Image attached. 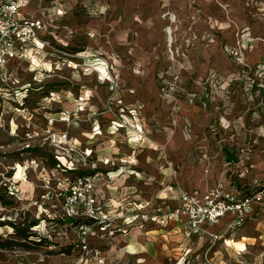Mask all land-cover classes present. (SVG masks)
Here are the masks:
<instances>
[{
    "label": "rangeland",
    "instance_id": "obj_1",
    "mask_svg": "<svg viewBox=\"0 0 264 264\" xmlns=\"http://www.w3.org/2000/svg\"><path fill=\"white\" fill-rule=\"evenodd\" d=\"M66 2L63 16L48 17L51 47L0 70V236L24 245L0 249V264H99L79 251V234L63 217L65 179L76 174L64 171L71 164L55 145L59 134L89 152L95 170L129 176L128 204L109 202L124 215L133 203L142 205L134 214L144 213L147 201L133 198L146 195V184L152 201H168L158 198L172 181L168 164L189 192L264 189V0ZM71 160L90 170L79 156ZM224 221L234 224L226 236L244 244L240 252L250 243L259 257L251 263H263L264 202ZM12 225L33 236H13ZM87 242L103 264L143 256L115 252L99 234Z\"/></svg>",
    "mask_w": 264,
    "mask_h": 264
},
{
    "label": "built area",
    "instance_id": "obj_2",
    "mask_svg": "<svg viewBox=\"0 0 264 264\" xmlns=\"http://www.w3.org/2000/svg\"><path fill=\"white\" fill-rule=\"evenodd\" d=\"M29 3L30 0H0V70H6L11 63L30 61L33 55L51 47L50 41L46 39L47 35L56 36L51 32L52 21L48 22V17H51V20H57L63 16V11L57 10L56 5L40 6L30 11ZM53 3L55 4V1ZM106 80L110 82L113 90L112 79L107 78ZM61 120L66 121L63 117ZM55 142L56 147L61 148L67 154L66 157L70 159V167H63L65 172L77 168L71 160L72 155L79 156L90 169L86 171L87 174L65 179L69 183V188L63 200V217L67 221H74L71 226L79 234V251L90 256L91 260L103 264L99 251L88 249L87 241L97 234L101 238H113L118 234H127L128 228L136 224L143 227L155 222L161 227H166L169 222H174L186 239L196 236L209 237L210 244L201 254V264H263L243 260L238 263L228 261L217 263L211 257V253L220 241L227 243L224 234L229 232L234 225L230 223L224 233H219L217 226L220 220L228 214L243 215V212L254 204H262L264 189L251 195L243 194L240 197L237 195L238 189L225 191L222 184L203 194L199 191L189 192L179 185L177 169L168 164L172 181L168 185L161 184L164 188L158 198L177 202L179 206L174 209L169 208L164 213L159 212L160 214L157 215L140 212L134 214L137 208L141 210L142 205L133 203L135 207L131 208L132 213L124 215L115 212L109 202L101 201L97 195V187L109 190L116 175L122 174L121 171L108 172L103 175L95 170L94 166L87 165L90 153H79L70 144L66 133L59 134ZM227 164L231 162L227 161Z\"/></svg>",
    "mask_w": 264,
    "mask_h": 264
},
{
    "label": "crops",
    "instance_id": "obj_3",
    "mask_svg": "<svg viewBox=\"0 0 264 264\" xmlns=\"http://www.w3.org/2000/svg\"><path fill=\"white\" fill-rule=\"evenodd\" d=\"M54 1L55 4L53 3ZM54 5H56L57 10L59 9L63 11L64 14L66 13V0H30L28 8L30 11H34L40 6L52 7ZM108 172L110 171L100 173L105 175ZM111 172L113 173V171ZM117 175L109 190L98 186L97 195L103 202H113L114 204H118V206L121 203L127 205L128 203L126 202L125 196L128 195L130 190L134 189V186L126 185L125 182L127 179H129V176L122 175L119 177ZM143 189H145L146 195L142 197L135 196L133 199L137 202L141 200L147 201L144 213L156 215L159 212L166 211L169 209V207L174 209L179 206L177 202L171 200L164 202H154L152 201V197L156 194V192H153L148 184L143 186ZM230 223L231 222L226 221L220 222V224L217 226V231L219 233H224ZM226 235L232 237L229 232L224 234V238L226 240H233L232 238H228ZM244 239L246 240L247 238H241V240ZM113 243L114 246L112 250L115 252H124L131 256L143 254V256H137V264H143L145 261H152L153 264H201V254L203 250L210 244V239L208 236H196L191 239H184L183 234L179 231L174 222H169L166 227H161L158 223L152 222L143 227L137 224L129 227L127 234H118L112 238V244ZM244 243L246 245V249L245 251L240 252L229 247L227 243L224 244L222 241H220L213 249L211 257L217 263H221L223 261L238 263V261L241 260L246 262H255V260H257L259 257H253L252 259V253L247 250V246H250L251 244L245 241ZM228 249L235 250L237 256L235 253L231 254ZM3 259L4 260L2 264H23L21 262L19 263L18 261L14 262V260L7 257H3Z\"/></svg>",
    "mask_w": 264,
    "mask_h": 264
},
{
    "label": "trees",
    "instance_id": "obj_4",
    "mask_svg": "<svg viewBox=\"0 0 264 264\" xmlns=\"http://www.w3.org/2000/svg\"><path fill=\"white\" fill-rule=\"evenodd\" d=\"M235 159V156L232 155V154H229L228 152H226V160L227 161H230L232 162V160ZM69 173H72V174H76L75 176H82L84 174H87L86 171H77V170H72V171H69ZM193 192V191H192ZM244 194L246 195H250V193L248 192H245L244 191ZM70 223L74 222V221H68ZM37 224V222H32L30 223V225L28 226L29 228L35 226ZM3 226V223L0 222V227ZM12 228L14 229V235L15 237H18V238H22V239H29L30 237H32L33 235L29 234L28 230L26 229H19L18 227H16V225H12ZM45 239V238H44ZM41 242L42 240H39V242L37 243H31L33 244L34 246H40L41 245ZM45 242V241H44ZM23 243H18V241H15L14 239L12 238H9V240H4L2 239V237L0 236V249L1 250H8L10 248H17V247H23ZM65 251H61L62 253H66V254H69L70 250L68 249H64Z\"/></svg>",
    "mask_w": 264,
    "mask_h": 264
},
{
    "label": "bare ground",
    "instance_id": "obj_5",
    "mask_svg": "<svg viewBox=\"0 0 264 264\" xmlns=\"http://www.w3.org/2000/svg\"><path fill=\"white\" fill-rule=\"evenodd\" d=\"M175 22V21H174ZM173 31V30H172ZM173 33V32H172ZM168 35H169V43H171L173 41V39L171 38L172 34L171 31L168 30ZM171 35V36H170ZM173 43V42H172ZM35 61V58L34 60ZM102 71V70H101ZM98 135H101V132H97ZM227 245H229V247H233L235 249H238L239 251H242L244 249V244L242 242H238L237 240L233 239H228L227 240Z\"/></svg>",
    "mask_w": 264,
    "mask_h": 264
}]
</instances>
